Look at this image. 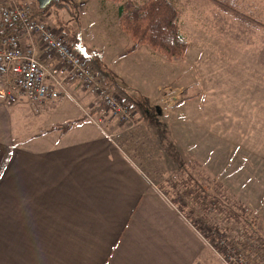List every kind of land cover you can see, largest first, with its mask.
<instances>
[{"label": "crops", "instance_id": "0c3cea01", "mask_svg": "<svg viewBox=\"0 0 264 264\" xmlns=\"http://www.w3.org/2000/svg\"><path fill=\"white\" fill-rule=\"evenodd\" d=\"M17 1L39 8L38 0ZM237 3V16L225 7L215 12L194 4L187 11L173 5L180 32H194L196 56L219 63L222 48H242L252 63L242 83L245 92L262 84L253 93L258 108L257 102H264V72L258 77L249 72L264 65V0ZM204 31L210 32L209 42ZM228 50L227 63H234L237 53ZM203 84L193 83L187 90L193 98L180 104L192 100L196 117L202 101L212 103L204 99ZM209 88L218 93L215 84ZM66 91V97L43 104L0 100V264H210L217 252L117 137L93 120L99 98L75 79ZM91 99L97 105L92 107ZM82 111L92 115L84 119Z\"/></svg>", "mask_w": 264, "mask_h": 264}, {"label": "rangeland", "instance_id": "374dc122", "mask_svg": "<svg viewBox=\"0 0 264 264\" xmlns=\"http://www.w3.org/2000/svg\"><path fill=\"white\" fill-rule=\"evenodd\" d=\"M87 1L53 0L44 17L48 15L46 21L59 33L66 32L85 57L100 62L111 81L146 110L145 117L136 108L137 115L128 121L109 114L103 126L171 199L172 182H178L175 190L181 194L183 210L201 227L208 248L215 252L218 248L228 256L235 249H253L254 243H264V108L260 107L264 102H257L258 108L252 103L254 97L258 98L253 93L262 84H252L250 94L242 85L252 64L248 56L242 48L232 46L229 50L222 48L224 56L219 59L224 62L204 60L195 55L196 37L190 30L181 31L189 43L179 60L166 58L146 44L128 51L135 43L120 27L118 4L111 0ZM132 1L143 4L147 0ZM170 1L182 10L193 9L194 4L215 12L225 7L229 16H237L240 8L237 0ZM200 33L209 42L210 32ZM227 50L237 53L234 63H227ZM261 71L264 65L262 69L250 68L249 76L258 77ZM200 81L206 87L204 99H212V103L202 101L196 117L192 100L185 107L180 104L193 98V90H187ZM211 84L216 85L218 93L211 91ZM185 86L184 94L181 91ZM90 103L93 107L97 102L91 99ZM98 110L92 113L98 116L102 109ZM89 112L82 111L84 119L90 118ZM188 178L193 180L186 182ZM192 192L196 194L194 200ZM245 253L249 256V251ZM210 259V264H226L221 253L212 254Z\"/></svg>", "mask_w": 264, "mask_h": 264}, {"label": "built area", "instance_id": "2783aa9c", "mask_svg": "<svg viewBox=\"0 0 264 264\" xmlns=\"http://www.w3.org/2000/svg\"><path fill=\"white\" fill-rule=\"evenodd\" d=\"M5 4V3H4ZM1 25H19L16 31L0 40V100L13 105L21 100L43 104L66 97V86L72 79L97 96L101 114L92 116L106 129L108 115L132 120L137 111L109 85L103 84L87 58L67 40L64 32L36 14L27 3L10 0L2 4ZM134 113V114H133ZM253 249H235L224 254L217 248L226 264H264V243H254ZM249 251V256L245 253Z\"/></svg>", "mask_w": 264, "mask_h": 264}, {"label": "trees", "instance_id": "16d2710c", "mask_svg": "<svg viewBox=\"0 0 264 264\" xmlns=\"http://www.w3.org/2000/svg\"><path fill=\"white\" fill-rule=\"evenodd\" d=\"M111 1L118 4L117 15L119 23L122 29L131 36L135 43V45L132 48H129L128 51L134 50L136 44H146L152 49L159 51L166 58L179 60L183 57L187 49V42L178 28V11L170 0H147L143 4H136L132 0ZM54 2L45 9L36 8L35 13H44L54 5ZM19 27V25H4L0 28V40L4 35L16 31ZM65 37L75 49H79L74 42H71L68 39L69 37L66 32ZM87 60L91 67L97 72V75L103 84L109 85L110 88L118 91L127 103H133L134 108H137L138 112L146 117V110L141 104L133 102L130 95L123 88H121L116 82L111 81L108 72L104 70L97 61L93 59ZM98 109H102L101 104L98 106ZM69 126V124L64 125L63 129H68ZM181 169H184L182 165ZM182 171L184 172V170ZM190 180H193V178L186 179V182ZM194 182L200 189H202V186L199 185L196 180ZM177 183L178 182L174 180L172 182V186H174V198L172 199L169 197L168 191H163L160 185L159 188L178 206L179 210L185 214L181 203V194L178 189L175 190L176 188H179ZM194 198H196V194L192 192L191 199L194 200ZM186 217L194 227L201 232L202 229L197 225V222H195L191 216L186 215Z\"/></svg>", "mask_w": 264, "mask_h": 264}, {"label": "water", "instance_id": "95a60500", "mask_svg": "<svg viewBox=\"0 0 264 264\" xmlns=\"http://www.w3.org/2000/svg\"><path fill=\"white\" fill-rule=\"evenodd\" d=\"M52 2H53V0H38L39 8H40V9H45V8H47Z\"/></svg>", "mask_w": 264, "mask_h": 264}]
</instances>
